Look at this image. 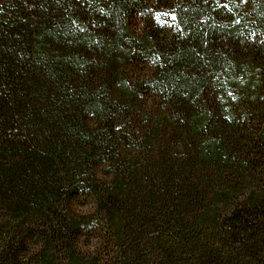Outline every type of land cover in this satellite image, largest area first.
I'll use <instances>...</instances> for the list:
<instances>
[{
	"label": "trees",
	"instance_id": "trees-1",
	"mask_svg": "<svg viewBox=\"0 0 264 264\" xmlns=\"http://www.w3.org/2000/svg\"><path fill=\"white\" fill-rule=\"evenodd\" d=\"M0 264H264V0H0Z\"/></svg>",
	"mask_w": 264,
	"mask_h": 264
}]
</instances>
